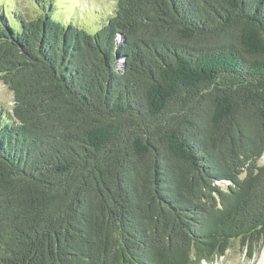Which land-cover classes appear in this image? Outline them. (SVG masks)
<instances>
[{"label":"trees","instance_id":"16d2710c","mask_svg":"<svg viewBox=\"0 0 264 264\" xmlns=\"http://www.w3.org/2000/svg\"><path fill=\"white\" fill-rule=\"evenodd\" d=\"M40 1L0 9V264L264 253V0H117L94 34Z\"/></svg>","mask_w":264,"mask_h":264},{"label":"rangeland","instance_id":"374dc122","mask_svg":"<svg viewBox=\"0 0 264 264\" xmlns=\"http://www.w3.org/2000/svg\"><path fill=\"white\" fill-rule=\"evenodd\" d=\"M48 2L50 0H43ZM54 4L52 19L62 25L72 24L84 30L88 34H94L115 14L117 0H51ZM44 2V3H45ZM37 4L40 0H0V9L3 8L6 17L13 24L15 17L30 20L41 15ZM121 37L117 38L116 46L123 43ZM124 59L116 61V69H122ZM13 96L11 91L0 79V111L11 116ZM264 165V154L258 162ZM225 185H222L224 187ZM201 264H264V253L255 250L252 258L240 245V242H233L225 257L203 261Z\"/></svg>","mask_w":264,"mask_h":264}]
</instances>
